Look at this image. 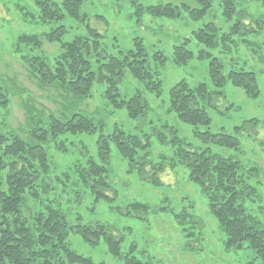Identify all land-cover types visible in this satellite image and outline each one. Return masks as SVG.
Wrapping results in <instances>:
<instances>
[{
    "label": "trees",
    "instance_id": "trees-1",
    "mask_svg": "<svg viewBox=\"0 0 264 264\" xmlns=\"http://www.w3.org/2000/svg\"><path fill=\"white\" fill-rule=\"evenodd\" d=\"M33 1L38 7L37 20L40 23H59L67 16L84 22L87 33L64 41L62 36L66 29L60 23L48 32H21L15 38L14 55L37 88L57 93L61 108L55 111L41 105L38 107L32 96L23 99L22 93L11 87V81L8 83L13 94L11 89L0 85V264H105L96 263L71 248L67 240L70 233L78 234L91 246L102 240L107 252L122 264H152L151 256L139 250L134 242L123 253L121 240L106 224L70 223L56 198L43 195L38 187L50 190L56 180L60 181L59 176L52 175L53 167L47 150L50 142L55 144L59 153H63L66 151L63 142L56 144L63 133H93L98 128L102 129L103 122H96L78 108L92 96L94 84L103 87L102 97L107 104L114 109H124L129 118L150 116L143 92L137 88L130 95H122L118 83L128 75L156 97L162 95L163 81L158 71L151 67V59L163 64L165 57L161 52L150 55L141 38L135 39L131 49L118 50L113 54L106 52L101 45V34L89 26L86 22L88 17L81 12L82 0ZM196 1L199 7L193 8L186 2L180 5L135 6L138 15L146 12L156 17L176 18L183 8L193 19H199L205 15L211 0ZM251 1L264 6V0ZM222 5L226 20L238 12L234 0H222ZM19 10L22 15L26 14L22 7ZM262 23L264 25V19L247 24L237 19L231 31L221 37L231 40V34L241 29L244 34L258 32L263 27ZM218 29L213 21L206 22L193 31V39L205 48H214L218 43ZM190 41V38H182L173 45L172 60L175 64L185 65L193 58V52L188 48ZM53 43H56L54 51L46 52V44ZM197 57L209 58L208 77L216 89L210 91L204 82L191 86L186 80H179L167 91L166 110L195 128L193 133L201 147L184 143L177 129L163 122L154 129L153 137L161 144H170L173 155L170 160L161 156L159 161L152 162L146 158L150 147L149 135L126 132L115 123L108 133L98 136L95 153L87 155L83 161H76L70 167V173L95 194V200H108L110 197L105 193L111 189L108 180L111 149L127 161L128 172L136 170L153 186L162 184L159 176L167 167L175 170L182 165L188 170V180L199 186L210 213L225 234V249L249 248L255 254L254 259L264 263V205L257 202V188L245 179L246 174L256 173L257 168L245 167L238 159L213 149L239 150L240 142L235 135L224 130L212 132L211 117L205 108L199 106V100L218 98L226 81L242 89L246 96L257 97V74L244 68L224 74L221 60L206 49H200ZM16 94L20 98L24 120L14 128L10 117ZM151 119L157 120L154 115ZM198 126L204 130H198ZM241 128L235 127V132ZM140 152L143 155H139ZM65 177L67 180V173ZM149 208L147 203H128V211L132 213L148 212ZM169 211L180 224L194 218L185 210ZM187 216L189 220H185ZM182 233L186 238L192 234L185 228H182Z\"/></svg>",
    "mask_w": 264,
    "mask_h": 264
},
{
    "label": "rangeland",
    "instance_id": "rangeland-1",
    "mask_svg": "<svg viewBox=\"0 0 264 264\" xmlns=\"http://www.w3.org/2000/svg\"><path fill=\"white\" fill-rule=\"evenodd\" d=\"M182 2L188 3L192 8L199 7L196 0H82L81 12L88 17L86 22L89 26L101 34V45L106 52L113 54L118 50L131 49L135 39L141 38L150 55L153 52L164 55L163 64L151 59V67L158 71L163 81L164 93L156 97L138 81L125 75L118 83L119 92L130 95L135 89H140L148 102L150 114L157 118L153 121L150 115L132 119L124 109H114L107 104L102 97L103 87L95 83L92 96L78 108L92 116L96 122H103L102 129L98 128L93 133H63L56 140V144L63 142L66 147L63 153H59L55 144L50 142L47 150L53 167L52 175L59 176L60 181L56 180L50 190L48 187L43 190L41 186L38 189L43 195L56 198L70 223L106 224L121 240L123 253L134 242L139 250L151 256L152 264H264L259 259H254L255 254L249 248L225 249V234L210 213L199 186L188 180V170L182 165L175 170L167 167L159 176L162 184L153 186L136 170L128 172L127 161L115 149H111L108 173L111 189L105 193L110 197L108 200H95V194L90 193L70 173V167L76 161H83L87 155L95 153L98 136L108 133L115 123L121 125L126 132L149 135L150 147L146 158L152 162L159 161L161 156L170 160L173 155L170 144H161L153 137L154 129L163 122L176 128L184 143L201 147L202 144L193 133L195 128L179 119L176 114L167 112L166 101L169 87L182 79L191 86L204 82L210 91L216 89L208 77L209 58L197 57L200 49H206L221 60L224 74L241 68L253 70L257 74V97L246 96L242 89L233 87L226 81L218 98L211 101L199 100V106L209 113L212 132L224 130L239 139V150L213 149L224 156L238 159L245 167L257 168L256 173L246 174L245 179L257 188V202L264 205V25L261 24L263 27L258 32L249 34H244L241 29L231 34V40L221 37L231 31L237 19L245 24L264 19V6L251 0H234L238 12L229 20L223 15L222 0H211L205 15L199 19H193L188 10L183 8L176 18L156 17L146 12L140 15L136 13L135 4L180 5ZM19 7L24 9L25 15H22ZM37 12L38 7L33 0H0V85L11 89L8 83L11 81V87L17 93L21 92L23 99L32 96L38 107L41 105L48 110L58 111L61 107L57 93L37 88L17 55H14L15 38L21 32L42 34L60 23L66 29L62 36L64 41L84 36L87 30L84 22H77L67 16L59 23H40ZM209 21H213L219 28L218 43L214 48H205L193 39V31ZM182 38L191 39L188 48L193 52V58L185 65H177L172 60V49ZM55 44H46L45 51L53 52ZM11 92L13 94L12 89ZM11 105L10 123L15 128L24 120L18 94ZM252 119L254 121L250 122ZM241 126L235 132V127ZM197 129L204 130V127L198 126ZM139 155H143L142 152ZM144 175L145 173L143 177ZM132 201L149 204V211L129 212L128 203ZM169 209L174 212L185 210L194 218L187 216L185 220L190 219V222L180 224ZM182 228L192 234L184 237ZM67 240L71 248L96 263L122 264L121 260L107 252L102 240L91 246L75 233H70Z\"/></svg>",
    "mask_w": 264,
    "mask_h": 264
}]
</instances>
